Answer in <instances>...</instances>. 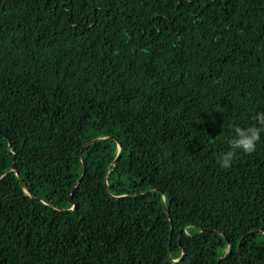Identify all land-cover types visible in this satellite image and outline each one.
Here are the masks:
<instances>
[{
    "label": "trees",
    "instance_id": "obj_1",
    "mask_svg": "<svg viewBox=\"0 0 264 264\" xmlns=\"http://www.w3.org/2000/svg\"><path fill=\"white\" fill-rule=\"evenodd\" d=\"M257 112L264 0H0V264H264Z\"/></svg>",
    "mask_w": 264,
    "mask_h": 264
},
{
    "label": "clouds",
    "instance_id": "obj_2",
    "mask_svg": "<svg viewBox=\"0 0 264 264\" xmlns=\"http://www.w3.org/2000/svg\"><path fill=\"white\" fill-rule=\"evenodd\" d=\"M253 119L260 127L235 126L232 129L233 136L228 140L229 150L216 156V161L220 167L228 169L232 164L237 150H241L246 154H251L256 150V144L260 140V133L264 130V112H257Z\"/></svg>",
    "mask_w": 264,
    "mask_h": 264
},
{
    "label": "water",
    "instance_id": "obj_3",
    "mask_svg": "<svg viewBox=\"0 0 264 264\" xmlns=\"http://www.w3.org/2000/svg\"><path fill=\"white\" fill-rule=\"evenodd\" d=\"M100 140H101V139H96V140H93V141L89 142L88 144H86V145L82 148V151L85 150L86 148H88L90 145H92V144H94V143H96V142H98V141H100ZM117 147H118V153H117L116 158H115L114 161H113V165H115V164L117 163V160L119 159V156H120V149H121V146H120L119 143L117 144ZM10 148H11V145H10V143H9V149H10ZM83 174H84V170H83ZM17 176H18V178H19V175H17ZM20 182H21V184H22V181H21V180H20ZM71 210H73V208H71L69 211H71ZM258 233H261V232H258ZM225 253H226V252L223 253L222 258L224 257ZM179 260H180V259H178V260H172V263H178Z\"/></svg>",
    "mask_w": 264,
    "mask_h": 264
}]
</instances>
